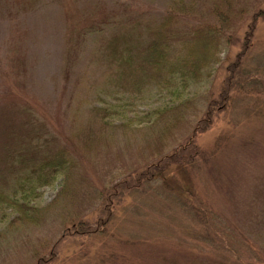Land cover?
<instances>
[{
    "label": "rangeland",
    "instance_id": "374dc122",
    "mask_svg": "<svg viewBox=\"0 0 264 264\" xmlns=\"http://www.w3.org/2000/svg\"><path fill=\"white\" fill-rule=\"evenodd\" d=\"M9 1L7 15L0 14V63L7 70L0 73L11 83L4 90L0 78V141L22 97L34 117L23 123L31 131L20 139L36 132L41 137L29 146L45 154L66 145L75 166L70 177L59 174L29 194L26 201L37 210L30 225L12 222L18 215L12 210H0V264H38L51 252L48 264H264V21L222 99L249 17L237 30L239 39L224 40L220 60L197 81L184 87L178 74L165 86L154 69L132 75L128 66L137 67L135 59L146 53L153 14L161 13L164 0ZM125 19L137 21L124 27ZM70 50L72 74L64 77L63 56ZM128 54L132 60L125 64L121 56ZM23 79L26 87L19 89ZM79 99L85 104L75 116ZM212 103L217 111L197 133ZM98 108L109 110L105 132L94 113ZM165 108L160 118L156 112ZM192 138L194 146L184 153L181 147ZM10 145L5 153L13 149L15 156L17 147ZM190 151L194 166L188 171L182 160ZM11 160V172L0 163L10 192L30 163L13 174L22 160ZM152 165L160 174L140 187H114ZM110 202L111 213L105 211ZM80 221L91 233L64 238Z\"/></svg>",
    "mask_w": 264,
    "mask_h": 264
},
{
    "label": "trees",
    "instance_id": "16d2710c",
    "mask_svg": "<svg viewBox=\"0 0 264 264\" xmlns=\"http://www.w3.org/2000/svg\"><path fill=\"white\" fill-rule=\"evenodd\" d=\"M9 4V0H0V14L7 15L6 11ZM263 4L264 0H164V7L161 8V13L153 14L154 29H152L151 42L146 49V53L143 50V52L139 54V57L135 59L138 63L137 67L128 64L132 60V58L129 57V54L127 55L129 59L128 57L125 58L124 56H121V61L125 60V64H128L129 68H132L130 70L134 73L132 75H137L135 73L141 71L145 67L154 69L159 73L160 82L161 79L164 80L165 86L170 84L172 80H176V75L180 74L179 77L183 79L182 82L185 83V87L189 79L191 81H197L202 71L210 68L209 66L220 60L218 54H220L221 45L224 40L226 41V44L231 43L234 39L237 41V39H239L236 34L237 30L240 25H245V20L249 17L243 36L239 39V43H241L242 46L237 54L236 61L231 63L227 69V78L224 81L226 86L224 87V85H222L221 87L223 88L221 98L226 99L229 88H232L234 80L236 81V76H234V74L239 70L241 67L240 63L248 56V52L252 49L259 25L258 22L260 20L264 21ZM135 21L137 20L125 19L121 25L128 27ZM79 33L83 34L82 32ZM111 53H116L114 48L111 49ZM72 54L73 51L70 50L66 56H63L64 67L62 69V75H64V77L65 75L70 77L72 74ZM114 57L116 58V55ZM1 65L2 64L0 63V72L7 71L5 69L6 65H3V67ZM76 73V85H80L81 87L83 82L82 71L80 70ZM1 75L2 74L0 73V78H2ZM1 81L3 82H1V84L5 86L4 90L7 88L9 89L11 86L9 77L4 75ZM25 87L26 80L23 79L19 85V89ZM160 87H162V85H160ZM7 92L9 93V90ZM4 98V93L3 95L0 94L1 102H4ZM9 98L10 97H8L7 100ZM21 98L22 97L16 99V102H20L17 104L20 106V110L15 109L12 111L11 119H8L6 121L7 123L3 125L4 130L2 131L0 141V152L1 156L4 157L0 159V163H4V171L6 173L8 171L11 172V170L14 169V164L11 163L8 168L9 161H12L11 159H14L15 156L19 157L22 160L21 165L16 169L17 171L13 172V174L18 171L19 173H22L25 167L24 163H30L27 169L28 171L23 173L24 176L19 179L17 189H13L12 192L7 189L8 185L3 183L5 173H0V210L6 209L12 210L14 213L16 212L18 215L12 222L19 221L22 225L27 226L36 219L35 216L37 214V210L26 201L29 194L35 193V191L41 187L50 185L59 174H65L67 175V178L70 177V173H72L73 167L75 166V160L69 153L68 148H65L66 145L61 146L52 152L48 151L46 154L44 151L40 150V147L29 146L32 140L41 137V135L38 136L34 131L33 135L29 136L26 141L20 139V137L22 138L26 133L31 131L27 128H23V123L25 120L34 117L32 115L33 113L30 112L34 110L25 99ZM80 100L81 99L78 101V110L76 111L75 116L80 114L82 106L85 104L83 100ZM213 105L214 103L209 106L208 116L205 118V121L198 124L195 129L197 133L205 130V128L210 125L212 115L217 111V104L214 107ZM167 109L168 108L158 110L156 114L161 118L167 114ZM108 112L109 110L107 108H104V110L99 108L94 110L95 115H97L96 119L101 125L100 130L103 132H105L107 127L111 125V122L107 120ZM18 113L21 117L20 120ZM15 118H17V122L13 120ZM173 122L176 125L178 121L175 119ZM166 127L165 132L169 129ZM194 138L188 140V143L181 147V150L185 151L184 153H187L186 150H189L190 147L192 149L194 146ZM90 140H92L91 137L86 141ZM11 142L14 147H17V149L14 150L15 156L14 152H12L13 149H10L5 153L7 147H11ZM23 147H26L24 148V151L22 150L23 152H19L18 150L23 149ZM41 152L43 153L41 154ZM4 153L5 155H3ZM191 153L192 152L190 151V155H186L184 157L185 159L182 160V163H184L188 171H191V168L194 166V158ZM162 160H164L162 162L168 161L167 158H163ZM166 168H168L167 163L163 166L162 170ZM158 171V168L154 165L151 167H145L141 172H137L135 178H132V176L125 177L116 183L114 187L122 192L128 191L129 188L130 190L138 188L140 187L141 182L147 180ZM159 174L160 173L158 172V175ZM19 176L22 175L19 174ZM190 184H192L191 181ZM67 188L68 185L66 184L61 190V193L66 192ZM20 193L23 195L20 196ZM109 194H111V191L108 190L107 194L105 193L104 196L105 202L108 201ZM114 195L115 193L111 195V197ZM112 207L113 204L111 202L110 204L106 203L105 211L108 210L111 213ZM107 215H109V213ZM86 224L87 223H84L83 221L73 224L72 227L65 231L63 237L89 235L91 233V231H89L90 227L88 224L85 226ZM51 253L49 258L39 259L38 264H48L53 257V252Z\"/></svg>",
    "mask_w": 264,
    "mask_h": 264
}]
</instances>
